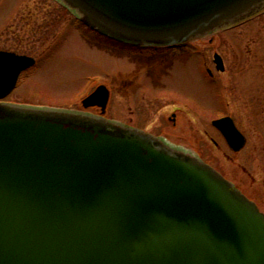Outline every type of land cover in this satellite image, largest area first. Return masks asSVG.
Returning a JSON list of instances; mask_svg holds the SVG:
<instances>
[{
    "label": "water",
    "instance_id": "95a60500",
    "mask_svg": "<svg viewBox=\"0 0 264 264\" xmlns=\"http://www.w3.org/2000/svg\"><path fill=\"white\" fill-rule=\"evenodd\" d=\"M116 41L165 46L264 0H58ZM218 70L224 65L214 55ZM34 59L0 50V99ZM98 86L84 107L104 110ZM212 124L239 151L229 116ZM0 264H264V213L198 158L83 113L0 102Z\"/></svg>",
    "mask_w": 264,
    "mask_h": 264
},
{
    "label": "rangeland",
    "instance_id": "374dc122",
    "mask_svg": "<svg viewBox=\"0 0 264 264\" xmlns=\"http://www.w3.org/2000/svg\"><path fill=\"white\" fill-rule=\"evenodd\" d=\"M83 30L89 34L56 0H0V50L35 55L38 59L22 75L16 89L2 100L37 108L85 110L82 99L103 84L111 93L104 117L134 123L132 89L129 85V90L122 89L121 75L117 73L119 53L109 46L88 43ZM56 34H62L59 41L53 47L46 46L44 37L50 40ZM191 40L190 45L199 44L202 67L212 69L214 80H208L203 70L195 84L188 82L184 86L198 99L201 119L186 118L185 125H167L163 133L172 143L196 152L194 155L264 213V10L234 27ZM112 42L116 43L108 39L107 44L114 45ZM214 53L222 57L224 71L216 70ZM124 63L127 68L131 66ZM86 111L99 114L98 109ZM224 114L234 119L247 138L238 152H233L211 125L210 119ZM154 125L150 130L155 132Z\"/></svg>",
    "mask_w": 264,
    "mask_h": 264
},
{
    "label": "flooded vegetation",
    "instance_id": "af4514ba",
    "mask_svg": "<svg viewBox=\"0 0 264 264\" xmlns=\"http://www.w3.org/2000/svg\"><path fill=\"white\" fill-rule=\"evenodd\" d=\"M61 36L62 34L60 35L56 34L50 40H48L47 37H44V39H46L45 41H48L46 46L53 47V45H55V43L59 41ZM83 37L85 41H88V43L93 41L96 42L94 44L99 43L100 45H103L105 47L109 46L111 48H114V50H116L117 53H119L117 59L118 63L116 67L117 73L121 75L122 89L129 90L127 85H129L130 88L132 89L130 96L132 97L131 99L133 103V107H132L133 117H135V122L132 124L116 120L117 122H119V125L123 127H131L140 130L146 134H149L150 136L158 139L162 144L170 148H173L178 152H183L190 155L197 154L196 152L190 150L188 147L184 145L182 146L179 144L172 143L167 139V137L164 135L163 132L167 129V125L169 128L170 126L173 128H177V127L180 128L181 126L185 125L186 118L191 121H194L196 119L199 120L202 117L201 115L202 107L199 105L198 99L195 96H193L192 93L188 94L184 90L185 89L184 86L186 87L188 82L191 85L195 84L196 80L202 77L203 70L207 73L208 80H214V73L212 69L209 67H202L201 64L202 52L200 51V49H198L199 44L190 45L191 44L190 42L192 40H188L185 43L174 44L169 46H146V45L132 46L119 42L116 43L112 42L114 45L111 44L108 45L107 44L108 40L105 37H102L98 34H94V33L87 34L85 32L83 33ZM9 52H13V51H9ZM19 55H25L33 58L34 64L21 72V74L18 77L14 90L18 86L19 80L21 79L22 75L26 73L30 68L35 66L38 61L35 55L34 56L29 54H19ZM124 62L129 63L131 66L127 68ZM124 68L128 70H124ZM126 71L128 72L124 73ZM129 72L131 74L130 76H128ZM91 92H89L87 95H89ZM110 95L111 93L110 90L108 89L107 104L109 102ZM167 100H169V103H167ZM1 101L4 102L3 100ZM107 104L104 110H101V108H99L98 106H91L86 108L85 110H81V109H67V110L83 113L88 116L106 119L104 117V112L106 111ZM16 105H29V104H16ZM146 105L149 106V109L146 107ZM170 107L171 110H168L167 108ZM89 108L98 109L99 114L97 112L86 111ZM224 116H230V115L224 114L210 119L211 125L213 120ZM163 120H166V123L164 122L162 124L161 121ZM153 124H156L154 125V127H156L157 129V131L155 132L150 130V127L153 126ZM215 129L220 133V131L217 128Z\"/></svg>",
    "mask_w": 264,
    "mask_h": 264
}]
</instances>
